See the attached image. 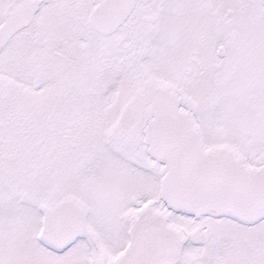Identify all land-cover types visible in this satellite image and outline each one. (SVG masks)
<instances>
[{"label":"rangeland","instance_id":"374dc122","mask_svg":"<svg viewBox=\"0 0 264 264\" xmlns=\"http://www.w3.org/2000/svg\"><path fill=\"white\" fill-rule=\"evenodd\" d=\"M183 1L172 0V7L177 8L171 10L173 22H183L174 23L173 32H165L168 37L155 36V41L149 44V52L140 56L148 70L146 81L161 76L190 100L188 110L193 113L191 109H195L205 143L229 142L253 163H262L264 8L251 0H204L202 5L196 6L195 0H188L186 5ZM13 2L0 0V20L14 7ZM41 16L36 17V23L39 21V30L45 31L47 18L42 20ZM215 16L219 17V33ZM152 17L154 14L148 21L143 19L142 25L152 23ZM65 19L60 27L69 32L55 33L49 29L51 33L44 36H20L21 28L0 51V83L10 85V97L5 99L0 95V100L5 101V104L0 102V264H95L92 249L83 237H78L62 252L46 248L36 239L43 220L39 203L53 206L66 194L81 198L91 209L87 224L102 248L105 264L121 259L128 246L131 222L147 206L161 203L158 185L166 168L148 163L141 140L127 146L115 139L126 110L134 109L130 123L144 115L147 102L142 73L139 72L138 77L133 73L136 66L129 53L131 74L114 75L111 68L117 67L113 66L116 63L112 56L116 57V52L120 55V48L113 53L115 49L109 48L110 42L99 39L95 33L71 31L77 27V22L69 16ZM201 33L205 39L200 38ZM218 42L227 52L225 89L216 86L218 82L206 74H200L194 82L184 71L188 55L212 63ZM250 43L258 65L259 83H254L249 93L256 94L254 99L243 90L248 81L245 76L252 74H245L241 67L231 68L238 59L236 45ZM77 44L82 49L94 48L92 61L85 70L77 65L81 63L76 53ZM128 49L130 52V46ZM206 70L212 71V68ZM73 88L93 91L92 94L100 96L99 102L94 97L89 100L90 105L99 107L94 114L61 116L66 106L65 94ZM222 90L229 95L239 91L243 94L220 101L216 96L221 97ZM85 148H94L88 153V157L92 154L89 162L86 161L87 149L80 154ZM128 150L140 151L138 161L131 157L129 161L125 159ZM61 156L65 162L72 163L70 166L83 163L76 168V176L68 178L64 170L57 168ZM139 159L146 162L145 167L138 166ZM170 219L180 227H190L189 241L194 245L204 237L201 229L211 223L207 219L183 221L178 213ZM220 225L222 227L218 225L214 232L215 239L220 243L222 238H231L229 241L235 250L230 260L235 264H240L239 259L251 252L252 241L264 242V220L250 228L235 226L230 219H221Z\"/></svg>","mask_w":264,"mask_h":264},{"label":"water","instance_id":"95a60500","mask_svg":"<svg viewBox=\"0 0 264 264\" xmlns=\"http://www.w3.org/2000/svg\"><path fill=\"white\" fill-rule=\"evenodd\" d=\"M25 0L0 25V51L15 32L26 26L41 2ZM116 17V27L130 12ZM100 8L89 18L99 32L105 26ZM221 50V48H220ZM151 101L145 114L151 115L143 130V142L149 157L162 163L166 172L159 185L160 199L171 211L193 217L223 216L244 224L264 219V163L251 164L248 158L230 144L207 147L192 112L180 103V95L169 87L152 85L144 93ZM129 116L121 122L118 139L128 143L135 132L125 127ZM43 217L36 239L46 248L62 252L79 236L92 248L95 264L105 257L90 227L86 226L88 208L78 198L66 196L54 206L39 203ZM128 246L116 264H174L180 256L184 233L174 227L155 209H147L129 230Z\"/></svg>","mask_w":264,"mask_h":264},{"label":"flooded vegetation","instance_id":"af4514ba","mask_svg":"<svg viewBox=\"0 0 264 264\" xmlns=\"http://www.w3.org/2000/svg\"><path fill=\"white\" fill-rule=\"evenodd\" d=\"M23 2H25V0H14V2H13V4L15 3L14 7L12 9H10L9 11H7L6 13H4V17L0 20V25H2L4 23V21L7 19V17L9 16V14L12 11H14L15 8H17L18 6L23 4ZM131 2H132L131 0H56V1H49L46 3L41 2L38 6L37 11L35 12V15L31 19V21L28 23V26L21 29V30H23V33L20 34V36L33 35V34H35V35L38 34L40 36H44V34L51 33V31L49 29H52V31L55 33L69 32V31H63L60 27V23L62 21H65L66 20L65 18L67 16H69V18H73L77 22V27L72 29L71 31L89 30L90 32L95 33L99 39L102 37L103 38L102 40H107L110 42L109 48L115 49V51H112V49H110L113 53L116 52L117 48H120V52H119L120 55H118V53L116 52V57H114V56H112L113 58L111 57L112 60L115 61V63H116V65L114 64L113 66L118 68V72L116 71L117 68H114V69L111 68V72H113L114 75L118 76V75H122V74H124V75L125 74H128V75L131 74L130 63H129V59H130L129 53H130L132 56L131 62L135 63L134 66H136V69L133 73L137 77L140 73H142V76L144 77V81H145L144 83H146V85H145L146 91L150 86L159 84V85H165L167 87L169 86L170 88L174 89L177 92V88L175 87V85L170 83L169 81H166L167 79H165L161 76L149 78L148 81H146L147 77L149 76L147 73L148 70L145 69V65H143V62H142L143 59H140V56L143 55V53L145 51L149 52L148 51L149 44L151 42L153 43L155 41L154 40L155 36H160L162 38H166V37H168V35L165 36V32H167L166 34H168L169 32L170 33L173 32L172 27L174 26L175 22H173V19L171 18V16H172L171 10L176 9L177 7L176 6H175V8L172 7V0H133L131 10L127 14V16L124 17L122 19V22L119 23L116 27L111 28L110 27L111 24L119 22V20L116 19V17H118L119 15H122V13H124L126 10L125 6H128L129 4H131ZM188 2H189L188 0H184L182 4L186 5ZM251 2L257 6L264 8V0H251ZM202 3H204V0H195V6L196 5H202ZM97 8H100V13L98 16L99 17L101 16V20H99V21H102L104 26H105L102 30H104L105 32H108V33L99 32L98 30L94 29V27L89 22V18L91 16V14ZM151 14H154V18L153 17L151 18L152 23L142 25L144 23L143 19L145 21L150 20V19H148V17ZM39 15H42L41 16L42 20L45 17L47 18V20H46V29L47 30H45V31L39 30V27H41L39 24L40 23L39 21L36 23V17H39ZM177 22L179 23V22H183V21H176L175 25L177 24ZM214 23L218 24V28L216 27L217 28L216 32L219 33V31H221V30H219L220 27H219V17L218 16H215ZM21 30L16 31L12 37H16L15 35L19 34V31H21ZM217 30H219V31H217ZM137 36H138V39H135L134 37H137ZM204 36L205 35L203 33L200 34V38L205 39ZM169 42L170 41H168L167 43H169ZM251 45H252L251 43L247 46L243 45L241 47L236 45L237 51H235V56L238 59L236 60V62H234L233 65H231L232 69H237L238 67H241V68H244L245 74H250V75L252 74L251 77L245 76V79H247L248 81L245 84V89H243V90H245L246 93H248V95L251 92V90H253L254 83H259L258 82L259 79L256 78V73L258 72L257 60L254 59V57L256 55H255L254 50L251 48ZM129 46H130V52L128 49ZM77 47L78 48H76V53L80 56V59H81V63H79L77 65L80 68L83 67V69L85 70V68L89 67L90 62L92 61L94 48L92 47L91 49L90 48L82 49L81 47L78 46V44H77ZM215 47L217 48L216 51L214 52V54L216 55V58L215 59L212 58L213 64L211 62L208 63L206 59L204 62V59L202 60L201 58H197V57H194L192 55H190V56L188 55V58L187 59L185 58L186 61H185L184 71L187 73V78L189 77V79L194 81V82H196L194 79L198 78V76L200 74H201V76L206 74L210 78L212 77V79L214 81H217L218 83L216 84V86H218V87L220 86L219 88L222 89V87L224 88L226 85L225 71L228 68V66H226V64L224 63V59H226L225 56L227 55V52L225 51L224 46L219 42L217 43V46H215ZM163 48H164V46H163ZM220 48H221V50H220ZM190 52L192 53V50ZM211 64H212V66H211ZM207 67H209V68L211 67L212 71L206 70ZM79 70H78V72H79ZM250 70H253V73H251ZM95 71L97 72L96 68H95ZM119 72H121L122 74H120ZM67 73H69V72H67ZM75 73H77V71ZM249 80H251V82ZM80 84H82V82H80ZM37 86H35V87H37ZM222 91H223L222 95H219L221 97H218L215 95L216 99H218L220 101H222L223 99L227 100L228 98L238 97L241 94H243L241 91H239L238 93L235 92V93H233V95L232 94L229 95L228 93L225 92L226 90H222ZM92 92L93 91H88V90L84 91L83 89L81 90V88H75V89L73 88L71 92L66 93L67 94V95L65 94L66 106L62 109L61 116L80 117V116H84V115L94 114V110H96L99 107L90 105L89 100L91 99V97H94V98H96V101L99 102L100 96L97 95L96 93L94 95V94H92ZM179 94H180V103L185 108L190 110V108L188 106V104H189L188 100L189 99H187V97L184 96L183 94H181V93H179ZM215 96L213 98H215ZM248 97L250 99H254L257 96L255 93H251ZM146 102L148 104V101H146ZM130 104H132V103H130ZM193 109H191V110L193 111L194 116L197 120V123L201 127V132H202L203 131L202 124L200 123V119L196 116V113L194 112L195 109L194 110ZM252 109L255 110L256 106H253ZM255 111L258 112L257 110H255ZM128 112L130 115L128 123H127L128 126L136 125V124H138V122L140 120H142V122L138 126L139 127L138 131H137L136 135L133 137V139L128 143H126V142H124V141H122L116 137H115V139L124 143L127 146L133 142L138 143L139 140H141V142L144 144V142H143V139H144L143 130H144L145 125L151 116L145 114V110H144V112H143L144 115L137 116L135 118V120L132 123H130V119L132 117L131 115L134 113V109L126 110V113L124 114L123 118L125 117V115ZM81 119H82V117H81ZM119 126H120V123H119ZM120 129H121V126H120ZM137 136L139 138L135 139ZM203 141H204V145H206V146H214V144H224V143L231 144L229 142L207 144V143H205L204 138H203ZM145 148H146V153H147L148 148L146 145H145ZM93 149L94 148H91V150H89L88 148H85L84 150H82L80 152V154L85 153V150H86L87 151L86 161H87L92 157V154L90 155L91 157H88V153H89V151L91 153V151ZM136 151L137 150H133V151L128 150V152L126 153L125 159H127L129 161L131 158H134V159H136V161H138L137 158H139L138 155H139L140 151L139 152L138 151L136 152ZM146 155H148V154H146ZM129 157H131V158L128 159ZM247 157L249 158V156H247ZM147 158H148L149 164H155L156 163L157 167H163L164 168V165L162 163L161 164L158 163L156 160H154L153 158H151L149 156H147ZM86 161L84 160L83 162L85 163ZM87 162H89V161H87ZM250 162L252 164H255L251 160H250ZM262 163H264V162H262ZM82 164L83 163H80L77 165V163H76L72 167L74 169L73 174H70L68 176V178L76 176L77 170L79 169V167L82 166ZM258 164H261V163H258ZM139 165L145 167L146 162H144V160L139 159L138 166ZM255 165H257V164H255ZM76 168H78V169H76ZM160 178H161V176H160ZM159 183H160V181H159ZM158 187H159V185H158ZM66 195L67 196H73L72 194H66ZM64 197H66V196H64ZM64 197H62L54 205L59 203ZM74 197L78 198L83 204H85L81 200V198H79L78 196L77 197L74 196ZM158 198H159V201L161 202L160 206H153V205L147 206L142 211V213L147 209L153 208L157 212L160 213L161 218H164L166 222L171 223L173 226L175 225L177 228H179L184 233L185 238H184L183 245H182V248L180 251L181 254L174 264H181V262H183V261H185L186 264H235L236 262L233 263L230 260V258L232 257V254L235 250V246L234 245L231 246L232 243L229 241V240H231V238H229L228 240H226V239L224 240V238L221 237L223 239L221 241H223L224 243L223 242L217 243V241L215 239L214 232L217 231L216 228L218 227V225L220 227H222L220 225V220L221 219H227V220L230 219L235 223V226L243 227V228H250L251 226H256L258 223H260V221L264 220V219H261L260 221L255 222V223L244 224L240 221L238 222L234 219L226 218L223 216L215 217V216H211V215L206 214V215H202V216H198V217H196V216L193 217V216H190L187 214L184 215V214H181V213H178L175 211L173 212L170 209H168L166 207L164 201H161L159 191H158ZM133 199H134V196H133L132 200ZM86 207L88 208V213L86 214L87 218H86L85 224L88 226V224H87L88 219H89L88 214L90 213L91 209L87 205H86ZM142 213H140L131 222V226H132V223L140 215H142ZM175 213L180 214L183 218L182 219L183 221H190V223H192L193 221L196 222V220H199V219H205V220L207 219L208 221H211V223H208L207 227L203 228V230L201 229L204 237L202 238L201 241L197 242V245H194L192 242L189 241L190 234H191L189 226L185 225L184 227H180V226L176 225L175 223H173L172 219H170V216L174 215ZM127 217L128 216H124L123 218H127ZM131 226H130V228H131ZM79 237H83L87 241L86 237H84V236H79ZM227 241H229V242H227ZM249 247L251 249V252L246 253L245 255H243V258L239 259L240 264H264V242H260V241L255 240V241H252V243L250 244ZM182 264H184V263H182Z\"/></svg>","mask_w":264,"mask_h":264},{"label":"trees","instance_id":"16d2710c","mask_svg":"<svg viewBox=\"0 0 264 264\" xmlns=\"http://www.w3.org/2000/svg\"><path fill=\"white\" fill-rule=\"evenodd\" d=\"M9 88H10L9 84H5L4 82L0 83V95H2V97L5 99L6 98L8 99V97H10ZM2 101L3 100H0L1 104H5V101H3V103H2ZM66 134H68V133H66ZM84 146L86 147L87 145L85 144ZM61 158H62V160H60V162L58 163L59 167H57V168L64 170L63 172L67 173L66 176L73 174V172H74V169L72 168L73 166H70L72 164L69 162H65L64 158L62 156H61ZM62 161H64V162H62Z\"/></svg>","mask_w":264,"mask_h":264},{"label":"bare ground","instance_id":"6f19581e","mask_svg":"<svg viewBox=\"0 0 264 264\" xmlns=\"http://www.w3.org/2000/svg\"><path fill=\"white\" fill-rule=\"evenodd\" d=\"M144 100H145V101H148V104L151 102V101L145 99V95H144ZM148 104H147V106H148ZM146 108H147V107H146ZM145 110H146V109H145ZM126 115H128V116L130 117L129 112H128ZM126 115H125V117H126ZM125 117H124V118H125ZM124 118H123V119H124ZM123 119L120 121V126H121V122L123 121ZM128 120H129V118H128ZM128 120H127V123H128ZM141 122H142V120H140V121L138 122V124L133 125V126H128V124L126 123L125 127H127L128 132H132V131L135 132V134L131 137L132 139H133V137L136 135V133H137V131H138V128H139L138 126L140 125ZM122 129H123V128H121V129L119 130V132H121ZM119 132H118V133H119ZM118 133H117V134H118ZM116 137H117V136H116ZM132 139H131V140H132ZM131 140H130V141H131ZM130 141H129V142H130ZM53 206H54V205H53Z\"/></svg>","mask_w":264,"mask_h":264}]
</instances>
